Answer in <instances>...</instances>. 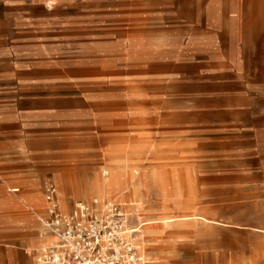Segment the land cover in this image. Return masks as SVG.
<instances>
[{"label": "rangeland", "instance_id": "rangeland-1", "mask_svg": "<svg viewBox=\"0 0 264 264\" xmlns=\"http://www.w3.org/2000/svg\"><path fill=\"white\" fill-rule=\"evenodd\" d=\"M236 1L0 0V264H30L17 214L41 224L47 182L70 209L125 157L158 174L143 194L169 209L153 218L176 219L160 257L149 217L114 201L148 264H264V28L243 43Z\"/></svg>", "mask_w": 264, "mask_h": 264}, {"label": "bare ground", "instance_id": "bare-ground-1", "mask_svg": "<svg viewBox=\"0 0 264 264\" xmlns=\"http://www.w3.org/2000/svg\"><path fill=\"white\" fill-rule=\"evenodd\" d=\"M44 1L46 3L50 2V0ZM232 9L231 13L234 16L231 19L230 29L236 33V36H238L243 43H247L252 38H256L260 30L264 28V0L236 1L233 2ZM136 137V134L133 135L132 148L134 149L138 147V137ZM134 139H136L135 143ZM134 154L137 153L133 152V155ZM129 160L128 157L119 159L111 158L108 163V168L102 170V172L107 173V177H101V174L96 172L90 186L86 187L85 190L77 189L73 199L88 201L95 196L101 200L108 199V201L111 202L122 201L123 203H129L133 206H139L145 215L149 217L145 225L149 226L152 232L154 250L157 255L160 257L172 256L174 254L173 246L177 234L173 231L160 229V225L174 222L176 219H172L173 217L162 218L160 220L154 219L155 213L161 209H169L167 208L169 205L165 203H162L160 206L152 204L148 200L149 194H143L144 191L149 188V181L151 179H156L158 174L150 169H144L135 176V170L129 167ZM49 170L56 172L59 178L66 183L74 174V172L72 174L64 168L51 167ZM18 191L17 188L11 189L13 193ZM1 192L2 188H0V193ZM55 199L59 205V211L63 215H66L69 211L67 189L65 187L58 188L56 190ZM30 203L33 205H41L43 201L39 196H35ZM45 204L47 212L46 201ZM17 215V224H21V237L24 239L26 245L25 253L28 254L30 264H38L35 253L44 247L52 245L55 242V238L45 234L43 225L40 223L31 220L32 223L30 225L27 224V220H29L30 216L26 212H20ZM211 223L223 224L215 220H212ZM152 264H164V262H155Z\"/></svg>", "mask_w": 264, "mask_h": 264}, {"label": "built area", "instance_id": "built-area-1", "mask_svg": "<svg viewBox=\"0 0 264 264\" xmlns=\"http://www.w3.org/2000/svg\"><path fill=\"white\" fill-rule=\"evenodd\" d=\"M45 234L55 242L35 253L38 264H148L141 226L122 204L92 197L72 205L66 215L58 208L56 187L44 186Z\"/></svg>", "mask_w": 264, "mask_h": 264}]
</instances>
